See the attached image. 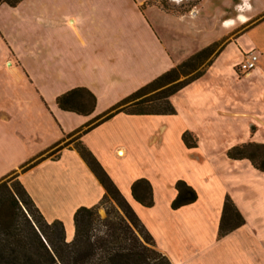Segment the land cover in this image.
Segmentation results:
<instances>
[{
	"label": "crops",
	"instance_id": "obj_1",
	"mask_svg": "<svg viewBox=\"0 0 264 264\" xmlns=\"http://www.w3.org/2000/svg\"><path fill=\"white\" fill-rule=\"evenodd\" d=\"M150 1L24 0L16 7L0 5V180L185 61L181 37L212 35L211 44L223 41L222 48L203 76L171 97L175 115L121 113L91 130L105 125L113 129L105 137L112 159L129 158L136 173L115 172L106 157L84 145L87 137L80 142L139 218L140 207L151 212L143 224L172 264H264V172L249 160L228 158L233 148L264 146V0H200L184 15ZM252 51L260 53L258 66L240 75L236 69ZM74 90L95 97L92 115L59 108L57 100ZM170 133L184 157L168 180L167 157L154 158L151 149L154 137L163 145ZM185 133L196 148L185 146ZM75 144L38 165L51 167L49 183L65 195H70L73 159L85 173L90 170ZM151 161L165 179L159 192L144 174ZM35 168L19 179L46 220L61 221L42 207L52 196L40 193L42 200L22 182ZM91 174L101 190L83 197L71 211L92 208L103 199L105 190ZM140 179L152 185L150 209L132 198L131 187ZM178 181L192 187L198 201L174 211ZM227 197L245 224L220 238ZM69 236L66 231L67 241H73Z\"/></svg>",
	"mask_w": 264,
	"mask_h": 264
},
{
	"label": "trees",
	"instance_id": "obj_2",
	"mask_svg": "<svg viewBox=\"0 0 264 264\" xmlns=\"http://www.w3.org/2000/svg\"><path fill=\"white\" fill-rule=\"evenodd\" d=\"M24 0H0V5L16 7ZM167 11V10H166ZM222 48L214 43L166 74L141 88L107 113L97 117L85 129L69 135L61 143L21 166L24 174L43 161L56 156L99 125L118 114L130 116H173L176 114L171 97L204 75ZM185 79L184 81H181ZM59 108L83 116L93 114L95 97L86 90H74L57 100ZM63 146L62 143L71 139ZM188 149L196 148L189 133L182 137ZM59 146V147H58ZM75 147L105 190L101 202L92 207L79 208L74 214L75 236L68 242L66 228L61 221L48 222L34 200L20 182L17 171L0 180V264H172L156 248L153 236L125 196L113 182L94 155L80 143ZM57 148V149H56ZM56 149L55 151H52ZM52 151V152H51ZM228 158L234 161L249 160L264 172V146L247 145L233 148ZM177 197L171 208L177 211L198 201L197 192L184 181L175 185ZM133 200L144 208L154 206L153 188L148 180L140 179L131 187ZM105 210L106 217L100 216ZM245 224L232 200L227 197L219 226L223 238Z\"/></svg>",
	"mask_w": 264,
	"mask_h": 264
},
{
	"label": "rangeland",
	"instance_id": "obj_3",
	"mask_svg": "<svg viewBox=\"0 0 264 264\" xmlns=\"http://www.w3.org/2000/svg\"><path fill=\"white\" fill-rule=\"evenodd\" d=\"M155 2L156 3L158 2L159 6L162 7L165 11L167 10L177 15H184L187 13L191 14L194 9L193 8L194 5L198 4L200 0H185V1H181V0H156L155 1V0H152L150 1V4H155ZM211 36L212 35L210 36L200 35L198 38L196 37L191 38L188 36L181 37L179 42L182 44L183 50L186 53L185 59H188L192 55L212 45L210 41L213 39V36L212 37ZM219 42H222V45H223V41H219ZM239 74L244 75L241 73ZM184 80L185 79H182L181 81H184ZM107 126L108 125L101 126L93 132L89 131L85 134H82L77 140H75L74 143L76 144L80 143L82 145L80 140L82 139L83 141V139L87 137L84 145H86L87 143L90 144L92 146V149L96 153H98L100 157H106L108 163L112 164V167L115 169V172L117 173L125 172V173H128V175L130 171H132L133 173H136L137 172L136 166L131 161H129V158L126 161H122V162L118 161L117 159L115 160L112 159L113 158L112 152H110L109 150L110 149L109 146H111V144H110V141L108 143L105 137L111 136L113 134V129H110ZM74 138H76V136ZM74 138L71 140L74 141ZM69 141L70 140L65 141L60 146L65 145ZM176 141H177L176 137L170 133L169 140L167 143L160 145L159 141L156 140V138L154 137L152 149L150 147L151 156H153L154 158H159L161 156L167 157L166 161H168V163H167L166 170H167L168 180L172 176H174L176 170L182 165L181 161L184 157L183 153L178 150L177 148L178 143ZM102 146H104V148H101ZM56 149L52 151H55ZM75 150L77 151L76 147H75ZM109 153L110 155H108ZM144 156L145 155H140L139 158L144 157ZM75 161L77 160L73 159V166H74L73 172L74 173H73V177H72V181L70 185V195H65L64 190H61L58 188L56 189L49 183L48 172L51 170L50 169L51 167H49V165H46L43 167L38 166L30 174H28L22 179V182L26 184V186L34 193V195H36V197H39L43 200L40 193L43 194L46 191L48 192L49 195L52 196L50 199L49 205L47 206L46 204H43L44 206L42 207H44V210L46 211V215L47 216L50 215L49 217L51 216L54 217V215H60L61 222L64 224L67 233H69L70 235L69 237H71L72 235V239L74 238L73 235L75 231L74 220H73V216L75 212L74 210L71 211L70 209H72V207L75 206V204L81 201L83 197L84 198L87 196L93 197V195H95L97 191L101 190V187L100 188L98 187L99 184L93 178L91 171L88 170V172L85 173L84 172L85 170H81L80 168H78V165ZM78 162H79L78 164H80V160ZM20 173H21V170L17 171V173L14 176L13 175L9 176V178H7L5 181L8 182L14 177H18V176L20 177L21 176ZM144 174L149 177V179L151 180V183L155 184L156 190L158 189V192H159L160 189L165 184V179L160 177L159 172H157L155 162L151 161L150 168H148L147 172L145 171ZM84 185L86 186L87 189L82 187ZM123 185H124L123 183L120 184L121 187H123ZM35 188L38 189V191ZM55 203H58V205H55ZM133 204L136 205L135 203ZM59 205L62 206V208H59L60 210L58 209L55 210L54 208L56 207L58 208ZM140 211H141L140 219L143 221V223H145L144 221L149 222L151 212L146 209H142L141 207H140ZM99 213L102 218L106 217L105 210L101 209Z\"/></svg>",
	"mask_w": 264,
	"mask_h": 264
},
{
	"label": "built area",
	"instance_id": "obj_4",
	"mask_svg": "<svg viewBox=\"0 0 264 264\" xmlns=\"http://www.w3.org/2000/svg\"><path fill=\"white\" fill-rule=\"evenodd\" d=\"M260 59V53L257 51H252L246 55L244 61L237 67V71L241 74L247 75L254 71Z\"/></svg>",
	"mask_w": 264,
	"mask_h": 264
},
{
	"label": "flooded vegetation",
	"instance_id": "obj_5",
	"mask_svg": "<svg viewBox=\"0 0 264 264\" xmlns=\"http://www.w3.org/2000/svg\"><path fill=\"white\" fill-rule=\"evenodd\" d=\"M181 1H185V0H181Z\"/></svg>",
	"mask_w": 264,
	"mask_h": 264
}]
</instances>
